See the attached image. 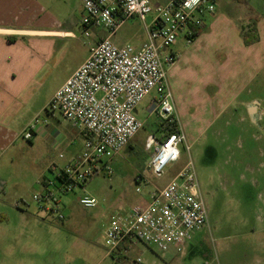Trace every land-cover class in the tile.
<instances>
[{
  "label": "rangeland",
  "instance_id": "obj_1",
  "mask_svg": "<svg viewBox=\"0 0 264 264\" xmlns=\"http://www.w3.org/2000/svg\"><path fill=\"white\" fill-rule=\"evenodd\" d=\"M47 1L48 17L71 34L63 39L50 38L47 49L52 60L38 88L27 91L34 96L24 99L27 105L22 107L20 120L14 126L17 138L13 136L0 144V264L168 263L174 258L142 243L120 255L110 253L105 230L113 213L143 205L150 190L166 186L190 159L199 183L205 189L211 185L212 194L204 196L209 223L192 234L184 264H264V74L262 82L257 84L256 80L242 96L261 100L257 124L246 106L238 105L239 101L215 118L209 100L202 99L199 106H189L190 116H199L203 121H191V134L187 145L181 146L180 161L168 166L164 177L155 178L147 169L153 153L147 139L156 128L155 121L161 119L152 105V120L133 139V148L126 147L122 156L112 161V175L100 172L84 189L77 187L63 193L55 185L57 175L82 154L84 138L68 135L72 125L59 112L48 116L46 109L56 90L87 60L96 34L102 29L85 27L79 6L82 0ZM229 1L218 3V16L244 22L249 13L245 2L237 6L233 0L225 7ZM253 2L257 4V0ZM210 24L211 19L207 22ZM117 39L139 46L146 39L144 25L137 18L130 19ZM145 102L138 114L142 121L147 119L145 110L150 106ZM38 117L41 123L37 128L43 126L47 133L26 141L25 129ZM55 129L64 136H57ZM140 174L149 179V185H142V194L136 192L135 178ZM48 192L61 202L64 221L50 211L52 205L35 200V195L46 196ZM85 193L96 197L99 206L84 208L80 197Z\"/></svg>",
  "mask_w": 264,
  "mask_h": 264
},
{
  "label": "built area",
  "instance_id": "obj_2",
  "mask_svg": "<svg viewBox=\"0 0 264 264\" xmlns=\"http://www.w3.org/2000/svg\"><path fill=\"white\" fill-rule=\"evenodd\" d=\"M221 1H84L85 27H100L105 36L91 48L87 60L58 89L46 109L49 113L59 112L84 138L82 154L57 175L55 185L61 192L84 189L100 172L113 174L112 161L144 128V122L137 117V108L153 94L154 111L162 121L174 124L176 130L163 138L148 137L147 147L153 153L147 169L153 177L162 178L168 166L180 161L181 146L187 145L188 140L176 117L169 87L168 72L177 61L169 51L181 35L192 37L196 28L203 27L205 18L216 12ZM132 18L139 19L146 31L147 41L140 48L131 43H115L121 28ZM40 123L38 117L25 129L26 141H32ZM135 182L138 194L143 193V184L149 185L144 174L138 175ZM34 198L52 205L50 211L58 214V220L66 219L53 192ZM80 204L92 209L100 203L85 193ZM208 223V207L190 159L166 186L150 190L143 205L113 213L105 230V243L114 255L139 243L156 248L162 255L172 250L184 255L192 234Z\"/></svg>",
  "mask_w": 264,
  "mask_h": 264
},
{
  "label": "crops",
  "instance_id": "obj_3",
  "mask_svg": "<svg viewBox=\"0 0 264 264\" xmlns=\"http://www.w3.org/2000/svg\"><path fill=\"white\" fill-rule=\"evenodd\" d=\"M84 1L79 5L83 17ZM235 1L238 2L237 6H242V2H245L249 11L244 22L240 18L237 21L226 16L221 18L216 9L214 14L205 18L203 27L194 30L192 37L181 35L169 51L177 59L168 72L169 87L173 94L176 117L187 140L191 134L188 131L192 125L191 121H203L199 116V119L190 116L189 106H199L202 99L209 100L210 110L213 109L215 118L235 101H239L238 105L246 106L250 118L256 122L258 110L262 107L261 100L256 96L248 99L242 96L256 80L258 84L263 79L264 0H257V4L253 0ZM231 2L233 0L224 3V6L229 7ZM46 3L47 0H0V144L6 139L10 141L13 136L17 138L14 126L20 120L22 107L27 105L28 100L24 99L34 96L27 94V91L38 88L44 69L52 60V55L47 49L51 46L50 38L63 39L71 34L69 30L63 29L59 22L48 17ZM209 19L211 24L207 25ZM96 35L93 46L105 36V32L102 30ZM117 37L118 34L115 43H129L120 41ZM181 40L183 41L180 44ZM146 41L147 35L137 48ZM155 98L156 95L153 94L142 102L146 101L150 105L147 112L145 110L147 119L143 121L144 127L152 120L151 108ZM142 103L137 108V117ZM251 107L255 108L254 113H251ZM47 115L53 116L54 113L47 112ZM153 125L156 128L152 136L163 138L166 131L160 127V121L156 120ZM71 127L68 135L83 137L80 130ZM54 132L57 136H64L58 129ZM44 133H47L46 129L39 126L35 136ZM121 156L122 154L118 158ZM188 254L186 251L184 255H179L172 250L165 256L174 259L166 264H184Z\"/></svg>",
  "mask_w": 264,
  "mask_h": 264
},
{
  "label": "trees",
  "instance_id": "obj_4",
  "mask_svg": "<svg viewBox=\"0 0 264 264\" xmlns=\"http://www.w3.org/2000/svg\"><path fill=\"white\" fill-rule=\"evenodd\" d=\"M199 29L197 30L198 33L200 32ZM160 127L164 128L166 133L176 130V126L174 124L168 123L167 121L165 122V121H162V120L160 121ZM128 147L132 149L131 144Z\"/></svg>",
  "mask_w": 264,
  "mask_h": 264
},
{
  "label": "flooded vegetation",
  "instance_id": "obj_5",
  "mask_svg": "<svg viewBox=\"0 0 264 264\" xmlns=\"http://www.w3.org/2000/svg\"><path fill=\"white\" fill-rule=\"evenodd\" d=\"M255 122V121H254ZM257 124V121L255 122ZM206 186V185H205ZM199 187H200V193L201 195L203 196H206V195H211L212 194V189H211V185H207L206 186V189L204 188V185H202L201 183H199ZM204 190V191H203ZM206 190V192H205Z\"/></svg>",
  "mask_w": 264,
  "mask_h": 264
},
{
  "label": "water",
  "instance_id": "obj_6",
  "mask_svg": "<svg viewBox=\"0 0 264 264\" xmlns=\"http://www.w3.org/2000/svg\"><path fill=\"white\" fill-rule=\"evenodd\" d=\"M254 112H255V108L251 107V113H254Z\"/></svg>",
  "mask_w": 264,
  "mask_h": 264
}]
</instances>
